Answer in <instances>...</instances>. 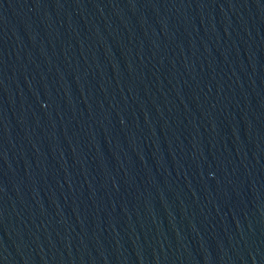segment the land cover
Returning a JSON list of instances; mask_svg holds the SVG:
<instances>
[{"label":"water","instance_id":"water-1","mask_svg":"<svg viewBox=\"0 0 264 264\" xmlns=\"http://www.w3.org/2000/svg\"><path fill=\"white\" fill-rule=\"evenodd\" d=\"M0 264H264V0H0Z\"/></svg>","mask_w":264,"mask_h":264}]
</instances>
